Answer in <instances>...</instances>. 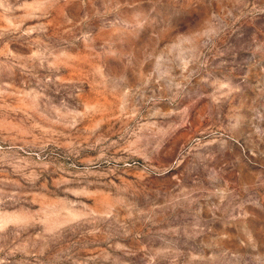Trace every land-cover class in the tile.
<instances>
[{
  "label": "rangeland",
  "instance_id": "rangeland-1",
  "mask_svg": "<svg viewBox=\"0 0 264 264\" xmlns=\"http://www.w3.org/2000/svg\"><path fill=\"white\" fill-rule=\"evenodd\" d=\"M0 264H264V0H0Z\"/></svg>",
  "mask_w": 264,
  "mask_h": 264
}]
</instances>
